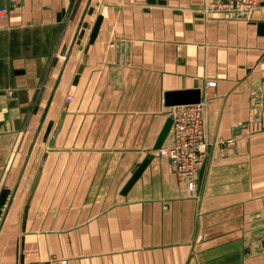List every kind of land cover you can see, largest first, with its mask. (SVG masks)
Masks as SVG:
<instances>
[{"label": "crops", "instance_id": "obj_1", "mask_svg": "<svg viewBox=\"0 0 264 264\" xmlns=\"http://www.w3.org/2000/svg\"><path fill=\"white\" fill-rule=\"evenodd\" d=\"M210 1L0 0V264H264V0ZM185 90L195 191L154 149Z\"/></svg>", "mask_w": 264, "mask_h": 264}, {"label": "built area", "instance_id": "obj_2", "mask_svg": "<svg viewBox=\"0 0 264 264\" xmlns=\"http://www.w3.org/2000/svg\"><path fill=\"white\" fill-rule=\"evenodd\" d=\"M262 0H214L205 6L206 12H220L233 15L237 19L246 20L259 7ZM0 9V12H4ZM207 85L215 86L209 81ZM172 119L170 140L161 146L157 153L170 161L172 171L179 182L186 185L189 191H195L197 184L195 173L199 168L201 157L205 153L208 142L204 137L205 102L174 105L169 111ZM220 151L232 145V140L219 139L216 142ZM33 264H68L64 257H52L45 262Z\"/></svg>", "mask_w": 264, "mask_h": 264}, {"label": "water", "instance_id": "obj_3", "mask_svg": "<svg viewBox=\"0 0 264 264\" xmlns=\"http://www.w3.org/2000/svg\"><path fill=\"white\" fill-rule=\"evenodd\" d=\"M199 100H200L199 90H185V91L167 92L165 94L164 102L168 106H174V105H180V104L196 103V102H199ZM171 123H172V119L171 117H169V119L166 121L164 127L162 128L158 136L154 149H158L162 145L164 139L166 138L169 132ZM151 158H152V155H147L145 159L141 162V164L138 166L136 171L133 173V175L130 177L127 184L125 185L124 192L140 176L141 172L147 166Z\"/></svg>", "mask_w": 264, "mask_h": 264}]
</instances>
